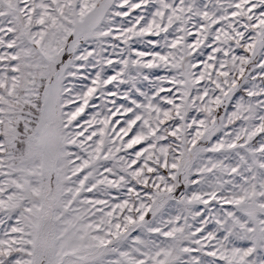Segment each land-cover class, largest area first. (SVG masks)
<instances>
[{"label":"snow or ice","instance_id":"obj_1","mask_svg":"<svg viewBox=\"0 0 264 264\" xmlns=\"http://www.w3.org/2000/svg\"><path fill=\"white\" fill-rule=\"evenodd\" d=\"M0 264H264V0H0Z\"/></svg>","mask_w":264,"mask_h":264}]
</instances>
